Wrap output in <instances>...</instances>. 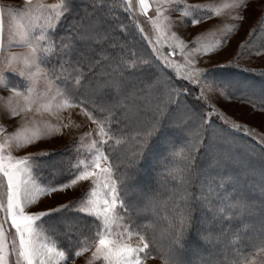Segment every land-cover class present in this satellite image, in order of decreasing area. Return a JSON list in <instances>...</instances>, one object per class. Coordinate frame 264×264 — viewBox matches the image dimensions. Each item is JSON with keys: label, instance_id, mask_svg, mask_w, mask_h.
<instances>
[{"label": "snow or ice", "instance_id": "6c2138e0", "mask_svg": "<svg viewBox=\"0 0 264 264\" xmlns=\"http://www.w3.org/2000/svg\"><path fill=\"white\" fill-rule=\"evenodd\" d=\"M74 3H0V88L8 92L0 97V264H264V219L247 237L224 243L218 234L223 259H182L190 232L213 239L194 214L231 225L257 210L237 187L235 153L243 147L264 162V131L229 108L264 111V83L239 78L255 71L241 59L264 54V12L219 63L211 57L242 27L248 0H87L83 14ZM69 15L71 31L58 36ZM190 28L202 30L181 34ZM9 72L25 83H10ZM10 118L18 119L6 126ZM170 126L179 146L160 139ZM64 136L72 138L59 149L41 146ZM157 147L176 183L163 217L161 202L129 183V170ZM261 197L264 210V186Z\"/></svg>", "mask_w": 264, "mask_h": 264}, {"label": "trees", "instance_id": "16d2710c", "mask_svg": "<svg viewBox=\"0 0 264 264\" xmlns=\"http://www.w3.org/2000/svg\"><path fill=\"white\" fill-rule=\"evenodd\" d=\"M86 3H87V0H75L74 7H75L76 12L83 14L84 8L86 7ZM256 21L253 23V25L249 29H251L252 27L256 25ZM72 23H73L72 15H69L65 19H63L57 29V35L63 36L67 34L68 32H70ZM246 34L244 38L246 37ZM236 51H237V46L235 50L233 51L231 58L235 56ZM261 55H264V54H261ZM248 57L249 56H246L245 58L241 59L240 64L244 68L254 69L255 71L254 72H243L241 73L239 78L247 80L248 82L259 87L262 83H264V67L255 68V67L244 66L242 62ZM236 71L239 72V69H237ZM237 135L243 137L246 143H256L251 138L244 136L243 133H238ZM164 137L173 138L177 142V145L179 146V142L181 139V133L176 127L170 126L169 128L164 129L160 139H163ZM160 152H161L160 147H157L153 150L152 153L140 159L137 162L136 167L129 170V175L131 177L129 183L130 185L136 187L138 182L145 183L146 179L148 177L152 178V176H158L162 181H164L165 183V185L163 186L164 189L162 188L159 192L161 194L158 195L157 193H155V195H151V196H155L158 201H165L167 203L166 207L169 206L168 208H166L165 206L161 207L160 205L159 207L160 209H158V212H159V215L162 217L166 213L165 211H167V213L169 214L171 213L172 205L175 201L176 194L174 193L173 189L176 187V183L168 176V173L166 171V167L171 166L170 159L169 160L161 159ZM235 154H236L237 167L240 173L239 175L240 183L237 185V187L241 191H243L247 196H249L250 199L256 201L257 210L255 211L253 215L247 217L245 221H233L231 225H229L227 221H225L223 224L214 222L211 225H207V224L203 225L202 228L209 230L213 236V239L211 240V242H207V243L204 242L206 244L205 248H207L210 252L213 249L211 248V244H213V240L216 241V236L220 234L221 232H223V235L221 236V240H223L225 243L231 240L233 236L247 237L251 235V232H253L251 231L253 230V227H255V225L258 226L261 219H264V210H261L260 205H259V201L262 199L261 187L264 186V162H261L258 158H255L254 156L247 154L243 147L236 150ZM177 163H179V161H177ZM146 164H149L148 167L145 166ZM131 198L132 199L137 198L135 196L134 191L131 194ZM194 215L196 216V221H197L196 227H200L199 226V223H201L200 214L197 213ZM161 223H163V221ZM245 223H249L253 227L245 228L244 227ZM225 229H230V230L225 232L224 231ZM200 242L201 241H199V238L196 236L195 232L194 231L190 232L188 237L186 238L185 250L183 251L182 259L186 261L184 257H186L187 250L189 249L196 250V256L198 258L200 256H203L204 254L200 253L199 251L201 249H204L203 247L199 249ZM231 246H239V242L237 241L236 244L231 245ZM206 259H209V258H206ZM215 259H223V251H222V254L219 253Z\"/></svg>", "mask_w": 264, "mask_h": 264}, {"label": "rangeland", "instance_id": "374dc122", "mask_svg": "<svg viewBox=\"0 0 264 264\" xmlns=\"http://www.w3.org/2000/svg\"><path fill=\"white\" fill-rule=\"evenodd\" d=\"M0 2L3 4H10L12 6H19L22 8L24 3H25V0H0ZM44 2L45 3H54V2H56V0H44ZM190 2H196V0H190ZM248 4H249V7H248L247 11L244 13L246 19L244 20L242 27L240 28V30L238 31L237 34H235L233 37H231L230 43L225 47V49L223 51H221L218 54L211 57L212 62L223 63L226 60L230 59L233 51L235 50V48L238 44V42H240L244 38L247 30L258 19L261 12L264 11V0H248ZM221 20H223L224 22H229V21H227L226 17L220 18L219 20L217 18H213V20L207 22L205 27H211L213 24L219 23ZM200 30H202V29H200V28L191 29L190 28L188 30H182L181 34L188 36L190 34H195V32L200 31ZM6 31H7V16H5V34H6ZM12 51L19 52V51H22V49L21 48H15V49H12ZM177 58H179V57H177ZM242 64L244 66H247V67H255V68L264 67V55H258V56L257 55H251L247 59H245L242 62ZM200 66L208 67L209 65L202 63ZM10 74L12 75V78H10V79H12V84L23 85L25 83L23 81V79L20 78L15 73H11V72L7 73L8 77ZM7 95H8V92L6 90H4L3 88H0V97L7 96ZM233 112L236 113L234 118L239 119L241 122L248 123V125L252 128H255V130L257 132L264 131V126H262V122H264V111L253 112L249 105H240V104H236L234 102L233 105L229 108V115H231ZM249 113H251V115H249ZM16 119H18V118H10L7 121L6 126L14 124ZM0 122H3V121H0ZM71 138H72L71 136L58 137L54 140H50V141L46 142L45 144H43L41 146L46 147V148L59 149L63 145L67 144ZM20 154H22V153H20ZM148 165L149 164H146L145 166L148 167ZM160 180L161 179L158 176H152V178L148 177L146 179L145 183L144 182H138L136 185V188L146 192L148 195H155V193L160 195L161 193H159V192L163 188V186L165 185L164 181H162V180L160 181ZM79 191H80V189L77 188L75 190H69L65 194H61L60 196H57L54 199L53 198H44L41 206L51 205V204H54L56 201L64 202V200H66V199H71ZM134 193H135L136 197L139 195V192H137V191H134ZM160 202H161V207H164V206L166 207L167 203L165 201H160ZM168 207H166V208H168ZM158 209H160V208H158ZM165 212H167V211H165ZM203 225H205V224L199 223L200 227H202ZM255 227H256V225H255ZM251 231H253V230H251ZM251 235H252V232H251ZM199 241H201V240L199 239ZM202 247L204 249H201ZM205 247H206V244L204 243V241H201L200 247H199V249H201V250H199V251H200V253H202L204 255L200 256L198 258L196 256V250L189 249V250H187V253H186L187 255L184 258L186 259V261H193V260L198 261L201 257H203L205 259L206 258L215 259L219 253L222 254L223 244L217 240L216 241L213 240V244H211V248H213V249L211 252ZM203 252H205V253H203ZM77 264H80L79 258L77 259ZM147 264H161V262L157 259H149L147 261Z\"/></svg>", "mask_w": 264, "mask_h": 264}, {"label": "crops", "instance_id": "0c3cea01", "mask_svg": "<svg viewBox=\"0 0 264 264\" xmlns=\"http://www.w3.org/2000/svg\"><path fill=\"white\" fill-rule=\"evenodd\" d=\"M1 3V2H0ZM66 145V144H65Z\"/></svg>", "mask_w": 264, "mask_h": 264}]
</instances>
